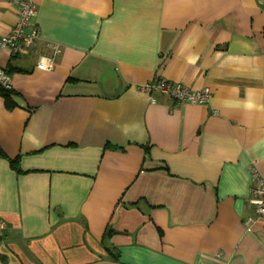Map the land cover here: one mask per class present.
<instances>
[{"label":"crops","instance_id":"obj_1","mask_svg":"<svg viewBox=\"0 0 264 264\" xmlns=\"http://www.w3.org/2000/svg\"><path fill=\"white\" fill-rule=\"evenodd\" d=\"M32 1L36 44L0 48V264H264V0Z\"/></svg>","mask_w":264,"mask_h":264},{"label":"built area","instance_id":"obj_2","mask_svg":"<svg viewBox=\"0 0 264 264\" xmlns=\"http://www.w3.org/2000/svg\"><path fill=\"white\" fill-rule=\"evenodd\" d=\"M16 8L17 18L8 33L0 37V48H7L13 53L31 48L39 38V30L35 25L34 17L36 6L32 0H7ZM54 65V58L49 61H40L36 64L39 69L49 70ZM0 82L10 87L7 76L0 71ZM134 88L144 93H160L178 102L190 104H206L211 93L208 89L190 90L184 84L167 81L163 78H155L144 83H137ZM251 186L248 202L253 207L256 215L264 220V177L252 169ZM6 230V222L0 218V234Z\"/></svg>","mask_w":264,"mask_h":264},{"label":"trees","instance_id":"obj_3","mask_svg":"<svg viewBox=\"0 0 264 264\" xmlns=\"http://www.w3.org/2000/svg\"><path fill=\"white\" fill-rule=\"evenodd\" d=\"M3 72L5 75H9V71L3 69ZM0 96L3 98L4 100V104L6 105L7 108H12L15 107L17 104L13 99L14 96V90L11 87H6L4 86L1 82H0ZM0 157H6L5 153L3 152L2 148L0 147ZM9 165L12 169H14L16 172H21L20 167H19V159L18 157H14V158H9ZM109 231L106 230L104 232V236L103 239L107 238ZM2 235H0V241H2ZM109 251V249H108ZM110 253L113 256V253L110 250Z\"/></svg>","mask_w":264,"mask_h":264}]
</instances>
